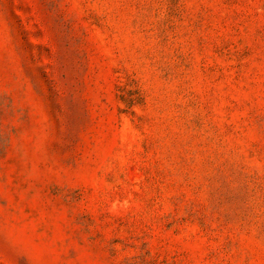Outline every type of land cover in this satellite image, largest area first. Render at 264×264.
<instances>
[{
	"label": "rangeland",
	"instance_id": "374dc122",
	"mask_svg": "<svg viewBox=\"0 0 264 264\" xmlns=\"http://www.w3.org/2000/svg\"><path fill=\"white\" fill-rule=\"evenodd\" d=\"M0 264H264V0H0Z\"/></svg>",
	"mask_w": 264,
	"mask_h": 264
}]
</instances>
